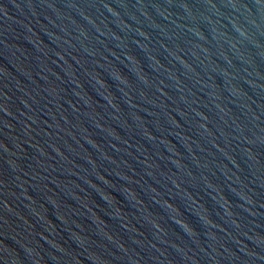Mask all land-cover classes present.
Here are the masks:
<instances>
[{
    "label": "water",
    "instance_id": "water-1",
    "mask_svg": "<svg viewBox=\"0 0 264 264\" xmlns=\"http://www.w3.org/2000/svg\"><path fill=\"white\" fill-rule=\"evenodd\" d=\"M0 264H264V0H0Z\"/></svg>",
    "mask_w": 264,
    "mask_h": 264
}]
</instances>
